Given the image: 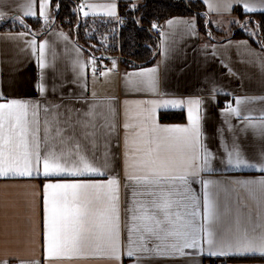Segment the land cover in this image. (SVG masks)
<instances>
[{"label": "crops", "instance_id": "0c3cea01", "mask_svg": "<svg viewBox=\"0 0 264 264\" xmlns=\"http://www.w3.org/2000/svg\"><path fill=\"white\" fill-rule=\"evenodd\" d=\"M51 1L0 0V21L50 23ZM190 1L223 40L174 17L155 64L100 75L57 25L0 33V264H264V51L230 38L264 0Z\"/></svg>", "mask_w": 264, "mask_h": 264}, {"label": "trees", "instance_id": "16d2710c", "mask_svg": "<svg viewBox=\"0 0 264 264\" xmlns=\"http://www.w3.org/2000/svg\"><path fill=\"white\" fill-rule=\"evenodd\" d=\"M80 0H52V18L50 23L41 18L21 19L13 17L0 21V33L31 32L35 35L46 34L53 25H57L75 39L77 44L91 57H120L125 69L146 67L155 64L160 57L159 28L174 17H194L200 34L212 41L223 40L224 35L216 31L210 23L205 7L200 1L190 0H143L138 5L132 2L119 3L120 18L126 20V26L117 30L116 20L88 17L78 6ZM240 23L232 27V39H247L264 51V13L246 14L236 11ZM252 28L255 36L248 30ZM163 122L182 123L183 113L168 112L161 115ZM258 259L238 261L252 262ZM261 260V259H259ZM264 261V260H262Z\"/></svg>", "mask_w": 264, "mask_h": 264}, {"label": "built area", "instance_id": "2783aa9c", "mask_svg": "<svg viewBox=\"0 0 264 264\" xmlns=\"http://www.w3.org/2000/svg\"><path fill=\"white\" fill-rule=\"evenodd\" d=\"M123 1V2H130V0H120V2ZM78 6L82 7V3L81 1H78ZM126 26V20L123 19V18H120L118 20V23H117V30L120 31L121 28L125 27ZM97 58V75H100V72L103 68H105L106 66H108L109 64V61L112 59L111 57L109 56H99V57H96ZM120 59V58H119Z\"/></svg>", "mask_w": 264, "mask_h": 264}, {"label": "rangeland", "instance_id": "374dc122", "mask_svg": "<svg viewBox=\"0 0 264 264\" xmlns=\"http://www.w3.org/2000/svg\"><path fill=\"white\" fill-rule=\"evenodd\" d=\"M136 5H138V4H136ZM55 19H56V17L55 18H53V23H55ZM235 20L233 21V22H229L228 23V26H226L227 28H224V29H226V31H228L227 29H229L230 27H231V25H232V23H237V20H236V18H234ZM226 19H223L220 23H221V25H224L225 23H226ZM241 22V21H240ZM238 25H243V24H237V25H235V26H238ZM234 27V26H233ZM248 32L252 35V36H255V32H254V30L252 29V28H249V30H248ZM120 57H117V59H119Z\"/></svg>", "mask_w": 264, "mask_h": 264}]
</instances>
